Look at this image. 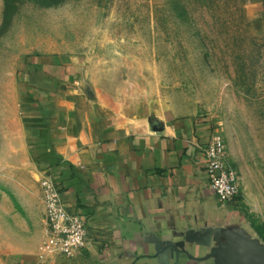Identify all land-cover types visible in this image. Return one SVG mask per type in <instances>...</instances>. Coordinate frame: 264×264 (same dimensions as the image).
I'll use <instances>...</instances> for the list:
<instances>
[{
  "label": "rangeland",
  "instance_id": "obj_1",
  "mask_svg": "<svg viewBox=\"0 0 264 264\" xmlns=\"http://www.w3.org/2000/svg\"><path fill=\"white\" fill-rule=\"evenodd\" d=\"M249 2L0 0V257L47 240L44 175L17 134L22 64L34 53H82L99 91L143 113L210 121L239 178L236 205L264 243V13Z\"/></svg>",
  "mask_w": 264,
  "mask_h": 264
},
{
  "label": "crops",
  "instance_id": "obj_2",
  "mask_svg": "<svg viewBox=\"0 0 264 264\" xmlns=\"http://www.w3.org/2000/svg\"><path fill=\"white\" fill-rule=\"evenodd\" d=\"M249 3L264 13V0ZM95 85L82 53L25 57L17 94L22 149L85 220L89 242L72 257L45 255L40 247L0 257V264H164V257L147 258L155 236L202 227L249 230L236 202L222 203L210 186L204 151L216 133L210 121L143 113Z\"/></svg>",
  "mask_w": 264,
  "mask_h": 264
},
{
  "label": "built area",
  "instance_id": "obj_3",
  "mask_svg": "<svg viewBox=\"0 0 264 264\" xmlns=\"http://www.w3.org/2000/svg\"><path fill=\"white\" fill-rule=\"evenodd\" d=\"M207 173L211 188L222 203L236 201L240 194L237 174L225 161V143L219 133L204 147ZM46 205V236L43 246L46 254L76 256L89 242V229L81 215L64 203L61 191L53 178L42 179Z\"/></svg>",
  "mask_w": 264,
  "mask_h": 264
},
{
  "label": "water",
  "instance_id": "obj_4",
  "mask_svg": "<svg viewBox=\"0 0 264 264\" xmlns=\"http://www.w3.org/2000/svg\"><path fill=\"white\" fill-rule=\"evenodd\" d=\"M154 253L164 264H264V243L242 226L202 227L155 236Z\"/></svg>",
  "mask_w": 264,
  "mask_h": 264
}]
</instances>
